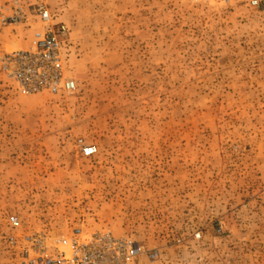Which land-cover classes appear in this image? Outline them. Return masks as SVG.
I'll return each mask as SVG.
<instances>
[{
	"label": "rangeland",
	"instance_id": "rangeland-1",
	"mask_svg": "<svg viewBox=\"0 0 264 264\" xmlns=\"http://www.w3.org/2000/svg\"><path fill=\"white\" fill-rule=\"evenodd\" d=\"M13 1L0 0V264L34 257L27 237L69 252L75 229L138 242L128 264H264V4L43 0L68 31L70 87L50 95L2 68L41 27L3 25Z\"/></svg>",
	"mask_w": 264,
	"mask_h": 264
},
{
	"label": "built area",
	"instance_id": "built-area-1",
	"mask_svg": "<svg viewBox=\"0 0 264 264\" xmlns=\"http://www.w3.org/2000/svg\"><path fill=\"white\" fill-rule=\"evenodd\" d=\"M217 1L222 3L246 2L251 7L264 4V0H191ZM34 20L41 27L33 33V47L29 51H17L2 59L3 70L11 77L22 93L38 94L46 92L59 95L70 87L64 81L66 63L62 55V42L67 36V28L55 21L43 0H15L12 12L3 20V25H19ZM65 83V85H64ZM82 153L90 157L94 147L84 146ZM12 227L18 226V219L10 217ZM25 241L34 248L24 251L25 264H128L142 253V246L135 241L116 239L110 234H96L82 237V231L75 229L69 241V252L59 251L55 256H45L44 250H36L37 239L27 237ZM153 257V255L151 256Z\"/></svg>",
	"mask_w": 264,
	"mask_h": 264
}]
</instances>
